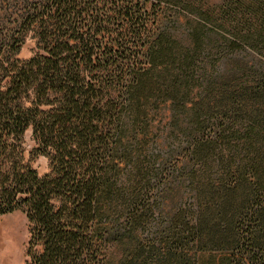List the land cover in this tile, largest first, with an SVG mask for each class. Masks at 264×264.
<instances>
[{
    "label": "trees",
    "instance_id": "trees-1",
    "mask_svg": "<svg viewBox=\"0 0 264 264\" xmlns=\"http://www.w3.org/2000/svg\"><path fill=\"white\" fill-rule=\"evenodd\" d=\"M162 2L197 18L175 31L148 6ZM8 10L0 215L25 212L26 264H199L204 250L264 264V0H0ZM31 28L38 49L21 58ZM29 126L44 173L24 160Z\"/></svg>",
    "mask_w": 264,
    "mask_h": 264
},
{
    "label": "rangeland",
    "instance_id": "rangeland-1",
    "mask_svg": "<svg viewBox=\"0 0 264 264\" xmlns=\"http://www.w3.org/2000/svg\"><path fill=\"white\" fill-rule=\"evenodd\" d=\"M12 2V0H9ZM216 10L219 9L221 4L227 3L231 0H204ZM150 10H161L160 16L166 24L175 29V31H182L188 25V16L190 18H197L188 14L183 16L176 11V8L171 4L162 2L160 6L149 5ZM3 13V14H1ZM0 16V30L3 31L5 27L12 22L11 11L1 12ZM38 49L37 36L34 29H29L25 32L24 40L18 50L17 55L21 58L31 56ZM252 50V51H251ZM249 50L252 54L247 56L258 57L259 53L253 49ZM253 59V58H251ZM255 60V59H254ZM168 104L163 103L160 113L157 115V122L162 129L164 121L168 116ZM163 125V126H162ZM161 131V130H160ZM22 146L24 149V160L31 166L36 168L39 173H44L49 169V160L43 154H35L33 146V138L31 136V127H27L22 135ZM28 220L25 212L20 209H14L10 212L0 215V264H26V242L28 239ZM226 252L220 250H204L197 253V261L199 264H225ZM224 261V263H223ZM244 264V263H239Z\"/></svg>",
    "mask_w": 264,
    "mask_h": 264
}]
</instances>
